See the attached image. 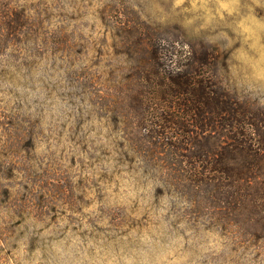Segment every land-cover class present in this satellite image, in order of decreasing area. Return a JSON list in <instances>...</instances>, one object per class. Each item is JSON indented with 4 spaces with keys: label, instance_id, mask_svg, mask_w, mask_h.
Returning <instances> with one entry per match:
<instances>
[{
    "label": "rangeland",
    "instance_id": "1",
    "mask_svg": "<svg viewBox=\"0 0 264 264\" xmlns=\"http://www.w3.org/2000/svg\"><path fill=\"white\" fill-rule=\"evenodd\" d=\"M186 40L264 106V0H0V264H264L261 215L197 186L168 121L149 56Z\"/></svg>",
    "mask_w": 264,
    "mask_h": 264
},
{
    "label": "trees",
    "instance_id": "2",
    "mask_svg": "<svg viewBox=\"0 0 264 264\" xmlns=\"http://www.w3.org/2000/svg\"><path fill=\"white\" fill-rule=\"evenodd\" d=\"M173 45L167 66L159 64L158 47L149 62L156 85L184 112L182 122L173 115L168 121L188 130L190 177L214 194L231 193L238 209L250 208L264 221V106L225 81L227 58L217 47L186 40L182 57L180 44Z\"/></svg>",
    "mask_w": 264,
    "mask_h": 264
}]
</instances>
